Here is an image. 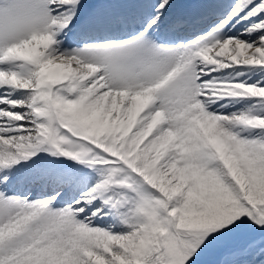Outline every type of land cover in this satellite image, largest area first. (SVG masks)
Masks as SVG:
<instances>
[{
  "label": "snow or ice",
  "instance_id": "obj_1",
  "mask_svg": "<svg viewBox=\"0 0 264 264\" xmlns=\"http://www.w3.org/2000/svg\"><path fill=\"white\" fill-rule=\"evenodd\" d=\"M0 264H264V0H0Z\"/></svg>",
  "mask_w": 264,
  "mask_h": 264
}]
</instances>
